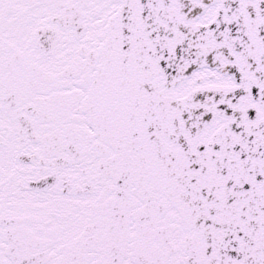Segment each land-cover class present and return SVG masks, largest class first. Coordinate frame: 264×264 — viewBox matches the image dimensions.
Segmentation results:
<instances>
[{"label": "snow or ice", "instance_id": "obj_1", "mask_svg": "<svg viewBox=\"0 0 264 264\" xmlns=\"http://www.w3.org/2000/svg\"><path fill=\"white\" fill-rule=\"evenodd\" d=\"M0 264H264V0H0Z\"/></svg>", "mask_w": 264, "mask_h": 264}]
</instances>
